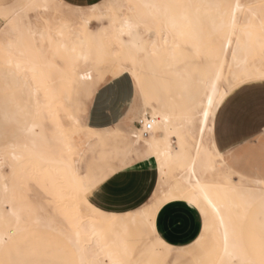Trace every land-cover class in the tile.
<instances>
[{
    "label": "snow or ice",
    "instance_id": "snow-or-ice-1",
    "mask_svg": "<svg viewBox=\"0 0 264 264\" xmlns=\"http://www.w3.org/2000/svg\"><path fill=\"white\" fill-rule=\"evenodd\" d=\"M14 14L5 143L27 148L53 115L17 103L14 55L54 29L91 43L61 53L72 102L54 137L71 196L0 153V264H264V0H25L0 4L5 29Z\"/></svg>",
    "mask_w": 264,
    "mask_h": 264
},
{
    "label": "bare ground",
    "instance_id": "bare-ground-1",
    "mask_svg": "<svg viewBox=\"0 0 264 264\" xmlns=\"http://www.w3.org/2000/svg\"><path fill=\"white\" fill-rule=\"evenodd\" d=\"M26 14L25 19H27ZM17 19L18 17L14 14L8 22L9 28L5 29L4 27L0 30V46L12 39L8 32L11 31ZM35 39L39 42L38 46L25 50L23 56L14 55L13 58L19 61L24 69H27L23 79L31 87V94L35 103L38 101L42 112L51 111L53 115H50L47 119L41 118L36 121L38 127L35 129V135L30 138L27 148L22 143L16 144L10 141L5 145L0 144V153L7 152L9 155H24L26 157L23 161L24 164H31L37 167L43 165L50 175L59 177L64 182L70 197L71 178L64 174L62 166L57 163L59 146L55 143L54 137L57 122L63 123L66 115L71 114L68 105L72 101L66 95L70 70L66 64H63L61 53L65 45L71 47L73 44L77 45L78 54L81 49L87 52L91 38L84 35H72L68 32L60 35L54 29L51 36L45 32L43 38L37 35ZM153 39H160L159 34L154 36ZM108 40L109 38L97 40L92 45L94 55H104L103 49L108 44ZM160 43L163 44V40H160ZM58 49L60 50L59 52ZM79 65L83 69L85 62L80 60ZM88 67H91V64ZM257 67H259V63ZM80 74L83 75V71H80ZM178 176L179 173L175 169L170 173V178L172 179H176Z\"/></svg>",
    "mask_w": 264,
    "mask_h": 264
},
{
    "label": "rangeland",
    "instance_id": "rangeland-1",
    "mask_svg": "<svg viewBox=\"0 0 264 264\" xmlns=\"http://www.w3.org/2000/svg\"><path fill=\"white\" fill-rule=\"evenodd\" d=\"M20 2H25V0H0V4H15V3H20ZM27 18H28V14ZM9 22V21H8ZM4 28L2 24H0V30ZM16 89V100L17 103H21L24 105H27L29 103L35 104L34 98H32L31 94V87L27 83V86L25 85V80L22 79L18 85L15 86ZM0 109H2V102H0ZM8 143V142H7ZM4 141L0 140L1 145L7 144Z\"/></svg>",
    "mask_w": 264,
    "mask_h": 264
},
{
    "label": "crops",
    "instance_id": "crops-1",
    "mask_svg": "<svg viewBox=\"0 0 264 264\" xmlns=\"http://www.w3.org/2000/svg\"><path fill=\"white\" fill-rule=\"evenodd\" d=\"M257 136L259 135V133H257L256 134ZM149 170H151V166L149 165ZM153 191H155V189H153ZM169 235H171L172 236V239H178V237L177 236H175V235H173L172 233H171V230H169Z\"/></svg>",
    "mask_w": 264,
    "mask_h": 264
}]
</instances>
